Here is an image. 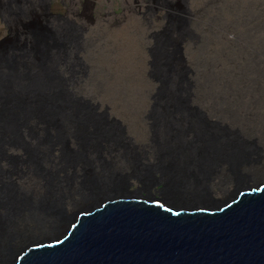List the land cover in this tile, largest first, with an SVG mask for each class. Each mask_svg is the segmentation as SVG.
<instances>
[{
	"label": "bare ground",
	"instance_id": "bare-ground-1",
	"mask_svg": "<svg viewBox=\"0 0 264 264\" xmlns=\"http://www.w3.org/2000/svg\"><path fill=\"white\" fill-rule=\"evenodd\" d=\"M193 2L0 0V264L60 242L107 202L191 211L264 179V148L229 108L246 93L227 85L206 105L205 92L216 68L264 67V0ZM109 67H139L156 134L146 147L109 112L105 92L135 93ZM249 72L261 108L264 71Z\"/></svg>",
	"mask_w": 264,
	"mask_h": 264
},
{
	"label": "water",
	"instance_id": "water-1",
	"mask_svg": "<svg viewBox=\"0 0 264 264\" xmlns=\"http://www.w3.org/2000/svg\"><path fill=\"white\" fill-rule=\"evenodd\" d=\"M18 264H264V179L191 211L107 202Z\"/></svg>",
	"mask_w": 264,
	"mask_h": 264
},
{
	"label": "rangeland",
	"instance_id": "rangeland-1",
	"mask_svg": "<svg viewBox=\"0 0 264 264\" xmlns=\"http://www.w3.org/2000/svg\"><path fill=\"white\" fill-rule=\"evenodd\" d=\"M192 2L195 5L194 6L195 9H201L203 7V5L205 4V0H200V1L199 0H192ZM5 33L6 32L4 31L3 26L0 25V36L5 34ZM109 68L111 69V71H115L118 73L117 74L119 76L118 79L120 78L121 81L124 82V80L126 79L127 81H125V85L126 84L130 85L129 87H127V86L126 87L129 90L131 89L132 93L135 92V93L131 94V97L124 96V94H123L124 89H122L121 85L116 88V90L119 89L118 92H115L114 89H112L113 92H111V94H107L105 92L104 94H106V95H104V97L105 98L108 97L109 99H111V101L107 102V105L109 106V109H110L109 112L117 118V120L120 122L121 125H124V123L131 124L133 126L135 132L133 131V133H131L129 136L131 138L135 139L136 144H138L139 146L146 147L150 142L149 139L150 138L155 139L156 134H155L154 129H151V127H148V124H147L148 122H145V119H144V117L147 113V110L150 109L148 102L151 101L152 99H149L146 97H145V99H143L138 94V93H143L144 89H145V87H143L141 85L142 83H138V81H140V78H141L139 76V71H140L138 69L139 67H134L133 69L131 67H119V68L118 67H109ZM219 68H221V69H217V68L215 69V71H217V72H215V73H212V72L209 73L208 72L206 75V77H208L207 80H211L213 83L212 88L209 87L205 91L206 95L208 96V98H207L208 102L206 103V105L213 103V101H215V100L221 99L220 101H222V93L226 90L227 85L233 87L234 90L236 88V91H233V92H231L232 90L228 91L229 96H230V94L233 93V95L230 98L234 99L233 98L234 95H240V97H241L242 93H244L243 95H245V93H246V96H245L246 99L245 98L244 99L250 101L251 98H249V97L251 96V94L248 93V90H249V86L252 85V79H251L252 75L250 74V72L248 74H243V75L241 73L244 72V70H251V69L252 70L253 69H259V70L264 71V67H219ZM218 70H219V72H218ZM240 71H242V72H240ZM132 73L134 74L135 77L133 76ZM127 75L129 77H127ZM128 78H129V81H128ZM134 79H136L135 80L136 82L134 81ZM245 79H247V80H245ZM108 80H110V79H108ZM207 80H205L204 82H206ZM112 81H113V79H111L109 82H112ZM247 85H248V87H247ZM258 85L262 86L261 87V96H260V97H262V100H261L260 104H258V105L263 104L261 108L255 107L256 105H253L248 101H244V102H246L245 104L244 103L243 104H241V103L235 104L233 102L234 100H232V102H230L229 108H231L232 111H234V114L236 116H239L243 119L242 125L239 126L242 129L238 127L239 129H241V132L244 130L250 131V133H252L254 135L252 141L261 142L260 145L264 148V98H263L264 97V94H263L264 93V77L260 79V82ZM237 87L240 90H238ZM213 92H215V94ZM218 92L221 94H219ZM239 92H240V94H238ZM211 93H213L214 96ZM136 94H137V96L135 97ZM112 98H113V100H112ZM214 98H216V99H214ZM147 100H148V102H146ZM143 101L145 102V104ZM233 103H234V105H233ZM223 106L226 107L227 105H223ZM238 107L240 108V110H238ZM218 108H219V106H218ZM255 108H256V110H254ZM199 110L204 111V108L202 110L201 109H199ZM257 111L259 113L261 111V113L260 114L258 113L255 115V112H257ZM217 115H218V113H217ZM218 117L219 116L215 115V116L208 117V119L213 123H219V125L222 127H224V125L225 126L230 125V121H227V120L222 122V123L219 122ZM253 183L254 182H252L251 184H253ZM148 184H149V182H148ZM135 187H137V186H135ZM135 187H132V189ZM152 191H153V189H152ZM233 191H234L233 184H229V185L225 186V189L222 192L214 194L213 197L216 200L217 199H223L226 196H228L229 194L233 193ZM154 194L159 195L158 193H154Z\"/></svg>",
	"mask_w": 264,
	"mask_h": 264
}]
</instances>
